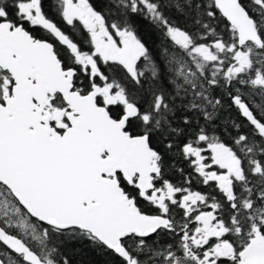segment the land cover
<instances>
[{"label": "snow or ice", "instance_id": "6c2138e0", "mask_svg": "<svg viewBox=\"0 0 264 264\" xmlns=\"http://www.w3.org/2000/svg\"><path fill=\"white\" fill-rule=\"evenodd\" d=\"M0 264H264V0H0Z\"/></svg>", "mask_w": 264, "mask_h": 264}]
</instances>
